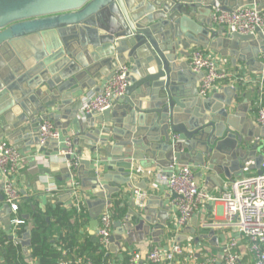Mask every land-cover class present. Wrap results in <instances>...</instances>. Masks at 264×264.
I'll return each mask as SVG.
<instances>
[{
    "label": "water",
    "instance_id": "water-1",
    "mask_svg": "<svg viewBox=\"0 0 264 264\" xmlns=\"http://www.w3.org/2000/svg\"><path fill=\"white\" fill-rule=\"evenodd\" d=\"M244 4L264 9V0H0V140L23 153L33 147L51 163L41 173L58 169V180L67 181L66 165L53 161L57 144L39 147L38 131L43 122L64 137L73 128L72 145L80 157L75 179L89 190L84 203L92 239L112 195L132 188L135 163L162 170L192 163L204 171L206 183L216 180L220 188L223 180L243 178L245 171L262 173L264 127L246 117L245 96L238 107L232 104L239 100L233 87L200 98L194 86L199 76L181 61L203 48L252 65L264 51V33H228L211 17L213 10L230 13ZM122 66H128L124 94L102 113L82 116V97L100 93L98 84ZM258 69L264 75L263 65ZM201 176L194 173L197 185ZM155 199L150 197L141 213L127 203L124 223L113 225L112 253L120 251V243L164 234L172 207L159 199L149 209ZM11 215L0 197V223L8 232ZM195 233L193 221L176 241ZM199 238L217 241L212 231L195 241ZM15 240L26 254L29 229Z\"/></svg>",
    "mask_w": 264,
    "mask_h": 264
},
{
    "label": "built area",
    "instance_id": "built-area-1",
    "mask_svg": "<svg viewBox=\"0 0 264 264\" xmlns=\"http://www.w3.org/2000/svg\"><path fill=\"white\" fill-rule=\"evenodd\" d=\"M212 23L217 28H224L228 33L252 35L264 33V9L257 10L250 5H242L230 13L213 10ZM264 67V51L260 56ZM189 70L199 76L197 94L200 98L210 97L220 83L230 78V74L220 70L214 55L204 49H193L188 56ZM127 66H122L112 78L104 81L100 93L88 92L82 97L80 113L99 114L111 107L114 99L122 96L126 87ZM236 83L244 77H235ZM253 86L258 87L257 96L253 102L256 110V124L264 127V102L262 90L264 88V75L253 81ZM50 142L57 144V156L64 159L70 175L68 191L71 196V205L76 209L85 205L81 199L80 185L75 179L79 155L73 148L70 138H62L58 129L49 122H43L38 131V146L44 147ZM68 157V159H66ZM262 161L260 175L244 176L232 182L222 184L218 195L210 194L205 188L200 187L194 180V169L190 165L174 164L168 175L159 173L156 176L158 185L166 188L176 196L173 200L174 212L169 223L165 226L171 234L167 246H152L144 255L141 253H128L127 264H180V258L185 252L182 243L176 237L182 234L194 214L205 205L221 203L224 207L225 221L222 226L233 227L244 242L245 252H237L238 244L230 240L224 245L222 254L217 257L211 253L206 254L200 261L192 264H264V143L262 147ZM27 160L25 153L11 144L0 140V179L2 183L3 203L10 208L11 214H17L21 195L16 185V177ZM98 171V170H97ZM51 193L52 189H47ZM148 193L145 190L134 188L130 194V205L136 213L145 209ZM169 220V219H168ZM125 220H122V224ZM115 221L112 214V203L105 205L98 218L95 239L99 247L109 253L110 238L114 233ZM24 221L14 217L10 221L14 233ZM207 227V226H204ZM154 228H151L153 230ZM13 237V241L17 243ZM125 237V236H124ZM122 243H120V248ZM121 250V249H120ZM127 253V252H126ZM247 260V261H246ZM25 264H36L35 261L26 260ZM85 264H92L85 260Z\"/></svg>",
    "mask_w": 264,
    "mask_h": 264
},
{
    "label": "crops",
    "instance_id": "crops-1",
    "mask_svg": "<svg viewBox=\"0 0 264 264\" xmlns=\"http://www.w3.org/2000/svg\"><path fill=\"white\" fill-rule=\"evenodd\" d=\"M246 5V4H245ZM196 49V48H195ZM201 49V48H198ZM203 49V48H202ZM206 52L214 55V57L217 59L218 66L220 70L230 74V78L224 81L223 83H220L215 92L212 94H223V90L226 87H233L236 88V80L235 77L242 76L244 77V81H242V87L243 92L241 90H238L239 94V100H233V106L238 107L244 99H246L248 104V112L246 114V117L255 121L256 120V110L253 106V102L255 100L256 94L253 92V81L258 79L262 73L258 72V67L261 64L260 56L259 54L257 60H254L252 65L246 64L247 62H240L234 60L232 56L226 55L221 56L217 53H214L210 49H204ZM181 61H188V59H182ZM128 67V66H127ZM249 79V80H247ZM104 84V81H101L98 84V87L102 89V86ZM194 86L197 89L198 88V80L194 82ZM229 95L231 96L232 93L229 92ZM68 136L67 138L72 139L73 137V128H68ZM61 137L65 138L62 135L61 130H59ZM1 141H5L9 144H11L10 141L7 139H1ZM12 145V144H11ZM20 152H22L21 149H19ZM23 153V152H22ZM34 148L32 147L30 152L25 153L27 156V160L24 163L20 173L16 177V185L21 195V201L19 204V208L21 207H27L30 209H36V208H45L48 204H58L62 205L64 208H68L71 205V196L68 191L69 186V180L63 181L58 180L61 179V174L58 169L52 170L50 174H43L41 173L42 169L49 167V161L43 160L41 157H37V155L34 154ZM36 162V165L34 164ZM53 161H55L56 165L58 167H61L65 165L64 159H60L57 156V153L53 152ZM193 169L194 173H197L198 171L202 172V176L199 181V186L202 188H205L210 194L212 195H218L220 193V186L217 184L218 182L213 181L210 183H206L204 178V171L201 169H195L192 163H189ZM91 168V167H90ZM134 170L136 172H134ZM173 169L169 170H162L159 167L155 165H142L140 163L133 164L132 168V176H131V189L124 186L121 188V192L118 194H114L111 197V203L119 201L121 205L127 204L130 201V194L136 186H141L144 188V190L148 193V200L150 197H156L157 199L150 201V207L149 209H154L156 205L158 204L159 199L163 201V205L165 207H172L174 198L172 197L173 194L169 192L168 189L160 186L156 182V176L159 173L162 174H170ZM98 172L101 174L103 171L102 168H98ZM103 174V173H102ZM245 176H251L255 175L256 171L253 169L245 171ZM220 179V178H218ZM228 181L223 180V184ZM47 189H52L51 193H47ZM140 189V188H139ZM89 192L88 189H81L79 192V195L81 199L84 201V196L87 195ZM69 195V197H67ZM0 197L2 196V183L0 179ZM130 206V205H128ZM131 207V206H130ZM27 208L23 210L22 217H27ZM174 212V207H172L171 211L169 212V220L167 224L169 223L172 214ZM126 214L122 220H125ZM18 218L17 215H11L10 221L14 218ZM19 219V218H18ZM121 220V221H122ZM195 221L196 224V233L194 236L187 235L186 240L182 242L183 246L185 247V252L183 256L179 259L180 264H192L190 261L191 256L194 258L193 260L198 262L200 261L206 254H213L217 257H220L222 254V250L224 245L228 243L230 240L237 241L238 249L237 252L240 254H244L245 247L244 242L241 240L239 234L235 231L233 227L228 226H222L225 221V215H224V207L221 203H216L214 205H205L203 206L198 212H196L190 222V224L187 226L189 227L192 222ZM207 226V227H204ZM11 227V225H10ZM0 229L7 235V236H14L17 237V235L14 233L13 229L10 228V231H6L4 226L0 223ZM210 231L213 232V234L217 237L216 243L212 242V244L209 243V240L199 238L198 241H195V238L198 236H203L209 233ZM86 232L89 233V227L87 225ZM158 239L159 243H155L154 240ZM150 238L147 237L144 241L133 243L131 245L128 244H122L121 250L117 253H112V251L109 249V254L111 255V259L115 262H118V264H121L123 260V255L128 253H141L145 254L152 246H167L171 239V234L167 229H164V234L159 236L158 238ZM22 251V249H21ZM127 252V253H126ZM23 256L26 260L29 258V249L27 250V253L24 254L22 252ZM247 261V260H246ZM0 264H3V260L0 258ZM221 264V263H218Z\"/></svg>",
    "mask_w": 264,
    "mask_h": 264
},
{
    "label": "trees",
    "instance_id": "trees-1",
    "mask_svg": "<svg viewBox=\"0 0 264 264\" xmlns=\"http://www.w3.org/2000/svg\"><path fill=\"white\" fill-rule=\"evenodd\" d=\"M240 78V76H239ZM242 92V81L236 83ZM257 96L258 87H253ZM256 98V97H255ZM264 102V88L262 90ZM128 204L121 205L119 201L112 202L114 221H121L127 211ZM18 209L17 216L24 221L18 226L15 234L20 238L25 228L30 231L29 258L36 264H85L90 260L92 264H118L111 259V255L103 251L96 239H92L86 232L89 216L85 205L76 209L70 205L64 208L58 204H48L45 208H27L28 219L25 220L23 210ZM0 258L3 264H25L26 259L21 247L9 239L0 229ZM129 256L123 255L121 264H127Z\"/></svg>",
    "mask_w": 264,
    "mask_h": 264
}]
</instances>
